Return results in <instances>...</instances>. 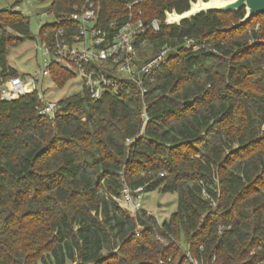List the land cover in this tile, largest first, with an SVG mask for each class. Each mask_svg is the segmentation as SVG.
<instances>
[{
	"label": "trees",
	"instance_id": "trees-1",
	"mask_svg": "<svg viewBox=\"0 0 264 264\" xmlns=\"http://www.w3.org/2000/svg\"><path fill=\"white\" fill-rule=\"evenodd\" d=\"M49 1L45 41L84 0ZM92 1L104 22L129 3L161 19L142 50L175 51L144 96L131 84L94 101L83 88L55 116L38 113L36 92L0 100V264H264V14L222 30L244 8L169 25L166 11L195 0ZM20 36L29 20L0 8V78L18 74L7 47ZM50 72L59 88L74 77ZM124 187L174 192L176 210L163 223L132 212L118 201Z\"/></svg>",
	"mask_w": 264,
	"mask_h": 264
},
{
	"label": "built area",
	"instance_id": "built-area-1",
	"mask_svg": "<svg viewBox=\"0 0 264 264\" xmlns=\"http://www.w3.org/2000/svg\"><path fill=\"white\" fill-rule=\"evenodd\" d=\"M132 4H128L129 11L123 20L112 19L107 22L101 20L94 1L84 0L81 5L74 4L67 19L57 26L49 41L41 39L38 31L36 40L42 62L39 71L0 78V100H12L20 95L36 92L38 102L35 108L39 114H59L58 100L48 98L43 89L46 80L53 83L50 72L52 64L61 65L69 69L74 77H79L83 88L87 89L94 101L105 94H127L131 90V84L137 85L140 94L144 96L148 90L147 84L152 81L151 73L175 49L163 46L154 54L149 51L151 47L145 49V52L142 50L146 43L143 37L149 30H160L162 20L153 18L145 22L139 17L140 12L132 10ZM165 20L166 17L163 22ZM48 23H55V16ZM182 45L196 50L204 44L194 38H185ZM49 86L45 85L46 88ZM141 118L146 123L145 104ZM140 192V189L124 187L118 200L135 211L141 207ZM191 260L193 264H198L196 259Z\"/></svg>",
	"mask_w": 264,
	"mask_h": 264
},
{
	"label": "rangeland",
	"instance_id": "rangeland-1",
	"mask_svg": "<svg viewBox=\"0 0 264 264\" xmlns=\"http://www.w3.org/2000/svg\"><path fill=\"white\" fill-rule=\"evenodd\" d=\"M49 4V0H0V8L15 7L16 12L29 20L30 37L20 36L22 40L18 44L7 47L8 62L20 74L36 73L42 65L41 53L35 37L38 34L39 26L52 21L54 18L51 13L46 11ZM142 48H146V43L143 44ZM149 51L152 52L153 49L150 48ZM46 84L50 85L49 88L45 87ZM39 88H41V83H39ZM43 89L48 98L60 100L81 92L83 83L76 76L70 78L62 88H59L51 80H46ZM140 195V209L152 215L159 223L166 221L176 210L177 194L174 192H162L159 189L142 190ZM119 203L123 205L120 201ZM123 206L129 209V207Z\"/></svg>",
	"mask_w": 264,
	"mask_h": 264
},
{
	"label": "water",
	"instance_id": "water-1",
	"mask_svg": "<svg viewBox=\"0 0 264 264\" xmlns=\"http://www.w3.org/2000/svg\"><path fill=\"white\" fill-rule=\"evenodd\" d=\"M220 2V4L216 3ZM244 8L245 13L237 22L222 30L232 29L249 21L253 16L264 14V0H195L190 2V7L181 13L176 11L165 12L166 24H180L183 20L190 19L200 13L209 11L232 12Z\"/></svg>",
	"mask_w": 264,
	"mask_h": 264
},
{
	"label": "crops",
	"instance_id": "crops-1",
	"mask_svg": "<svg viewBox=\"0 0 264 264\" xmlns=\"http://www.w3.org/2000/svg\"><path fill=\"white\" fill-rule=\"evenodd\" d=\"M7 61H8V59H7ZM8 64L11 66V64L8 62ZM12 67V66H11ZM17 71V70H16ZM17 73H18V71H17ZM18 74H20V73H18ZM23 74H26V73H23Z\"/></svg>",
	"mask_w": 264,
	"mask_h": 264
},
{
	"label": "bare ground",
	"instance_id": "bare-ground-1",
	"mask_svg": "<svg viewBox=\"0 0 264 264\" xmlns=\"http://www.w3.org/2000/svg\"><path fill=\"white\" fill-rule=\"evenodd\" d=\"M216 3L220 4V2H216Z\"/></svg>",
	"mask_w": 264,
	"mask_h": 264
}]
</instances>
